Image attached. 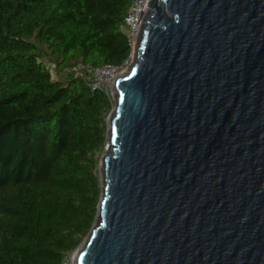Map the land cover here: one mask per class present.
Listing matches in <instances>:
<instances>
[{
	"label": "water",
	"instance_id": "obj_1",
	"mask_svg": "<svg viewBox=\"0 0 264 264\" xmlns=\"http://www.w3.org/2000/svg\"><path fill=\"white\" fill-rule=\"evenodd\" d=\"M145 3L72 264H264V0Z\"/></svg>",
	"mask_w": 264,
	"mask_h": 264
},
{
	"label": "trees",
	"instance_id": "obj_2",
	"mask_svg": "<svg viewBox=\"0 0 264 264\" xmlns=\"http://www.w3.org/2000/svg\"><path fill=\"white\" fill-rule=\"evenodd\" d=\"M130 2L0 0V264H62L96 221L113 101L71 68L128 56Z\"/></svg>",
	"mask_w": 264,
	"mask_h": 264
},
{
	"label": "built area",
	"instance_id": "obj_3",
	"mask_svg": "<svg viewBox=\"0 0 264 264\" xmlns=\"http://www.w3.org/2000/svg\"><path fill=\"white\" fill-rule=\"evenodd\" d=\"M149 0H131L129 10L123 18L121 27L126 31L128 37L129 54L118 65L104 63L98 66H93L86 63H77L71 71L75 76H82L87 81V84L92 89H103L110 94V85L113 79L125 72L134 60V50L139 37V29L143 14L147 10ZM70 256L65 255L62 264H68Z\"/></svg>",
	"mask_w": 264,
	"mask_h": 264
},
{
	"label": "rangeland",
	"instance_id": "obj_4",
	"mask_svg": "<svg viewBox=\"0 0 264 264\" xmlns=\"http://www.w3.org/2000/svg\"><path fill=\"white\" fill-rule=\"evenodd\" d=\"M47 67L49 68V70H50V72H51V75H52L54 78H57V77H58L59 79L64 78V76H65V72H59V71L55 70V66H54L53 64L47 63ZM109 93H110L109 95H111V92H109ZM104 152H105V151H104ZM104 152H103V153H104ZM99 173H100V170H99ZM83 239H84V238H83ZM74 252H75V250H74L73 252H71V253L68 254V256H70V260H69L68 264H72V260H73Z\"/></svg>",
	"mask_w": 264,
	"mask_h": 264
}]
</instances>
